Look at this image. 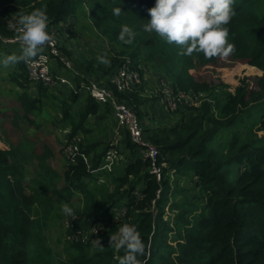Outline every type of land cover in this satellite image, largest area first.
<instances>
[{
    "label": "trees",
    "instance_id": "trees-1",
    "mask_svg": "<svg viewBox=\"0 0 264 264\" xmlns=\"http://www.w3.org/2000/svg\"><path fill=\"white\" fill-rule=\"evenodd\" d=\"M116 6L123 11L119 16L112 13ZM154 6L155 0H0V35L4 38L14 37L6 19L38 8L47 11L48 27H66L70 35L65 39L67 45L76 35L83 38L89 24L92 33L107 38L111 49L97 46L96 53L84 62L69 55L76 70L88 78L97 77L109 85L111 74L130 58L158 71L176 92L206 94L199 106H179L169 113L161 109L159 120L165 126L154 124V119L159 121L155 117L144 119L143 107L150 101L146 96H156L147 83L118 94L137 112L146 138L158 148V165L165 163V167L158 181L151 160L143 157L129 132L121 129L117 154L125 161L108 173L112 191L91 172L102 167L110 151L106 128L100 146L87 138L91 129L86 127L90 117L106 121L111 116L114 121L109 106L83 94L70 93L62 99V123L69 122L72 135L83 131L85 139L81 152L69 159L59 175L64 185L49 192L46 187L38 189L41 165L30 161L38 158L37 142L27 135L17 146L7 147L9 127L0 125V264H119L124 249L110 245V236L119 229L112 223L117 207L126 208L127 219L137 225L144 241L140 264H264V140L259 134L264 132V0H234L236 15L227 25L235 58L260 73L258 90L250 89L246 76L233 92L221 97L215 91L228 86L196 81L191 73L198 65L216 63L219 56L208 57L195 50L185 54L182 46L145 31L148 10ZM123 24L137 32L130 44L118 39ZM0 47L6 55L21 51L9 49V43L1 41ZM105 54L108 64L98 59ZM54 62L58 68L61 61L55 58ZM16 64L10 77L16 86L10 91L0 85V104L3 94L13 97L14 108L8 109H13L14 126L18 127L19 120L42 125L34 115L42 113V99L56 96L43 88L42 82L35 96L30 94L26 64L24 60ZM74 103L75 113L71 109ZM106 125L109 129L113 122ZM48 151L45 145L42 156ZM82 155L89 158L90 165ZM28 171L35 179L28 178ZM77 194L83 195L85 204L77 209L78 220L72 230L88 233L98 225L99 232L94 235L90 230L88 242L65 243L56 251L44 240L51 226L56 227L55 218H62V204L71 205ZM166 208L170 210L167 218ZM97 238L104 248L93 245Z\"/></svg>",
    "mask_w": 264,
    "mask_h": 264
},
{
    "label": "rangeland",
    "instance_id": "rangeland-1",
    "mask_svg": "<svg viewBox=\"0 0 264 264\" xmlns=\"http://www.w3.org/2000/svg\"><path fill=\"white\" fill-rule=\"evenodd\" d=\"M89 9V8H88ZM18 16L12 15L10 18L6 19L5 23L9 30L14 32V37L8 38L10 36H7L5 38L0 37V41L4 44L9 43V49H12L15 51L17 49H21V43L17 39L18 36ZM60 25V23H59ZM90 25V24H89ZM89 25L86 29H84L83 33H89L86 35L81 34V36L84 38H81L80 36H74L72 40H70V44H68V41L65 39H70L69 32L66 33L65 26L60 28H52L48 27V31L52 35V41L51 43L45 44L43 47V50L40 54H38L36 57L29 58L28 60H24V63L26 64V67L28 69V78L30 81L29 91L30 94L35 96V92H37V86L40 82L34 81L31 79V73L34 71V69L39 64H45V66L50 71L51 75H53L56 72H59V77L66 78L70 71L67 72L65 70L66 66H71L76 69L75 63H73L72 59L69 58L70 53H72V57L75 59V61L84 62V60H87L88 58L92 57V53H96L97 46L104 47L106 50L111 49L109 45H107V38H105L100 32L98 34L92 33V30L89 28ZM78 31H80V27L78 26ZM98 42V44L96 43ZM50 45H54V47H50ZM95 47V49H94ZM0 47V59H3L6 55V52L1 50ZM64 49L69 51L67 53L64 52ZM94 49V50H93ZM56 54V55H54ZM57 59L60 62L59 67L55 68V62L54 59ZM64 62H63V61ZM13 65H15V69L17 64L12 63L8 65L0 64V78L3 80H0V85L3 87V89L12 91L15 88V83L10 80V77L13 75L15 70L13 68ZM146 67V70L144 71V75L147 80L150 81H157V80H164L166 79L156 70ZM67 69V68H66ZM46 71V69H44ZM191 73L194 75L196 81L199 82H205V81H212L213 83L220 84L224 83V85L228 86V89L225 88H219L215 91L216 95H225L227 92H233L234 89L239 86L240 79H243L249 77L250 81V89L252 90H258L257 87V79L259 76V72L252 69L250 66L247 65L245 61H239L235 58L233 52L230 53L227 57H219L216 63L206 64V65H198L195 69L191 71ZM98 83H100L102 86H105L108 89H112V85L105 84L102 82H99V79L97 77H93ZM70 84L65 83H59L55 87L48 88L43 87L49 92H51L53 95L56 96V98L53 99H42V106L40 107L42 113H38L36 117L38 121L42 124H27V122L19 120L18 127L14 126L12 121V116L14 112H12L11 109L8 108H14L13 104V97L8 94H3L1 97L2 104H0V109L2 106H4L5 110L0 114V124L7 125L8 133L6 138L12 139V145L17 146L21 140L24 139L25 136H30L31 139L35 140L37 142V154L38 158H30V161L35 160V162L40 163L41 165V173L38 177H36V183L39 190H44L46 187V191H51L54 189H59L61 186L64 185V179L59 178V175L61 174V171L63 172V169L65 165L69 164V156L66 154L67 150V143L69 139L73 138L76 135H72V127L69 125V122L62 123V111L60 109V103L62 99L69 98V94H76L79 96H82L81 93V85L78 81H76V78L73 80L68 79ZM167 82V81H166ZM150 86L149 82H147ZM168 83V82H167ZM165 84V83H164ZM59 89L63 90V94H59ZM149 90L153 91V88L150 86L148 87ZM19 90V88H18ZM72 90V92H71ZM76 90V92H74ZM40 91V90H39ZM147 92V91H146ZM192 92V91H189ZM8 93V92H5ZM20 93V92H19ZM199 100H202L206 94L203 92L198 93ZM146 96V95H145ZM148 97L150 98L149 102H145V106L143 107L144 112V119L145 121H149L152 118H157V120L160 119V110L165 108L163 106V96H155V95H149L146 96V99L148 100ZM91 98V97H90ZM154 98V100H153ZM157 100V101H156ZM19 106V104H18ZM199 106V104H198ZM77 106L72 104V112L75 113V108ZM7 109V110H6ZM39 110V109H38ZM169 113L168 111H166ZM4 113V114H3ZM105 119V118H104ZM104 119H97L96 117H90V119L87 121V129H91V131L87 134V138L92 140L93 142H96L102 145V139H103V131L102 128L99 127L100 124L103 126H107L106 124L110 125L113 120L111 116L108 117V120ZM154 124L162 125L163 121L159 120L156 121L154 119ZM162 126H165L163 124ZM160 126V127H162ZM100 130V132H99ZM260 139L264 140V132H260ZM81 139L79 150L82 148V143L85 139V133L83 131H80L79 134H77L76 137ZM39 140V141H38ZM110 143L114 146H119V143L117 139L110 138ZM7 144V143H6ZM44 144V145H43ZM48 146V155L42 156V150H44V146ZM264 146V143L262 144ZM10 146L7 144V147ZM50 149L52 150V153L50 152ZM77 152V153H78ZM114 153H116V149L113 150ZM77 155V154H76ZM76 157V156H75ZM111 157L114 158V156H110L106 158V161H111ZM87 160L89 162V158L87 157ZM40 161V162H39ZM124 156H120L112 162L111 171H105L100 172L99 169L91 171L92 173H95V175H99V183L105 184L106 186L111 187V191L114 189L113 185H109L113 180L110 178L108 173H111L113 168L115 166L121 168L124 165ZM11 165V161L9 162ZM90 165V162L88 163ZM110 166V165H109ZM29 179L34 178L32 171H28L27 174ZM35 179V178H34ZM77 197L80 198V200L73 201V203L70 205L74 209L83 208L85 201L84 197L81 194H77ZM141 197V196H140ZM170 214V210L168 208L165 209L164 217L167 218V216ZM62 218L56 219L53 221V224H56V227L54 228L51 226V230L48 232V237L44 240V243L48 246H52L56 251H60L63 244L65 243H72L69 237V227L67 226V221L64 218V213L61 211ZM127 210L126 208L122 207L116 210L114 221L116 224H125V223H131V218L126 217ZM173 215V214H172ZM61 219V220H60ZM60 220V221H59ZM53 227V228H52ZM59 237L61 238L59 240ZM89 239H84V243L88 242ZM83 243V242H81ZM65 258V256H62Z\"/></svg>",
    "mask_w": 264,
    "mask_h": 264
},
{
    "label": "clouds",
    "instance_id": "clouds-1",
    "mask_svg": "<svg viewBox=\"0 0 264 264\" xmlns=\"http://www.w3.org/2000/svg\"><path fill=\"white\" fill-rule=\"evenodd\" d=\"M233 5L234 0H155V6L148 10L150 19L146 20L143 29L155 32L168 43L182 46L185 54L195 50L208 57H227L234 50V44L229 41L227 27L236 15ZM122 12L120 6L112 9L115 16ZM18 24L20 54H9L0 59V64L8 65L36 57L42 52L44 45L52 41L45 9L38 8L22 14ZM136 35L137 32L132 26L123 24L118 39L130 44ZM98 59L101 63H110L106 54ZM76 200L80 198L76 197ZM61 210L71 218L76 217L75 209L68 203H63ZM93 229L96 231V228ZM92 242L95 247L104 248L99 238ZM110 245L116 250L124 249V255L119 257V264H140L139 257L144 253L145 244L136 224L121 225L110 236Z\"/></svg>",
    "mask_w": 264,
    "mask_h": 264
},
{
    "label": "built area",
    "instance_id": "built-area-1",
    "mask_svg": "<svg viewBox=\"0 0 264 264\" xmlns=\"http://www.w3.org/2000/svg\"><path fill=\"white\" fill-rule=\"evenodd\" d=\"M0 37L2 36L0 35ZM50 47H54V45H50ZM65 67L70 72L66 78H63V77H59V74L57 72L51 75L50 71L45 66V64H39L34 69V71H32L31 79L37 82H42L44 86L48 88H52L59 83H65L71 85L68 79L73 80L74 78H76V81H78L79 84L81 85V93L83 95H87L92 99H94L96 102L110 107L111 113L118 123V130L125 129L129 132L130 138L132 139L133 143H135L141 148L143 157L145 159L151 160L153 167L152 172L153 174L156 175L157 180L160 181L162 177V168L165 167V163H163L162 166L158 165V157H159L158 148L146 138V135L144 133V128L142 126V122L140 121L137 112L131 106H129L125 101H123L118 94L130 92L134 89H139L142 86H144V84L149 82L156 96L164 97L163 106L165 110L168 112H172L176 110L179 106H187V107L198 106V104L201 103V101L199 100L200 95L193 91L176 92L170 86V84L164 80L152 81L150 83V81L147 80L145 75L142 73V70L146 68H144V66L141 63L133 62L130 58L127 59L121 66H119L118 69L109 77L110 78L109 82L113 87L111 90L106 88L105 86H102L94 78H88L80 74L75 68L66 65ZM44 69H46V71ZM150 86L147 83V88ZM74 91L76 92V90ZM74 137L69 139L67 143L66 154L69 156L68 158L70 160L81 152V149L78 152L81 139ZM114 149H116V153L113 152ZM117 155H118L117 146L111 144L110 151L108 152L106 158L110 156H114V158L111 157V161H106L105 158V163L102 165L101 168H99V171L100 172L111 171L112 162L117 158ZM82 156H84L83 159L86 161V163H89L87 157L85 155ZM139 193L140 192L138 191L136 192L138 196ZM119 208L122 207H117L115 209V213L116 210ZM75 211H76V217L74 218H71L64 214V218L67 221V226L70 229L69 231L70 240L73 242V241H80V239H82L81 242L82 241L84 242V239L85 240L89 239L88 233L90 230L92 233H94V235H97L99 232L98 225L93 227L96 228V231L95 229L92 228L88 231V233L72 230L75 227V223L78 220L77 209H75ZM114 218H115V214L113 216L112 223L120 227L121 224H116Z\"/></svg>",
    "mask_w": 264,
    "mask_h": 264
},
{
    "label": "crops",
    "instance_id": "crops-1",
    "mask_svg": "<svg viewBox=\"0 0 264 264\" xmlns=\"http://www.w3.org/2000/svg\"><path fill=\"white\" fill-rule=\"evenodd\" d=\"M0 125L2 126V124H0ZM102 126H103L102 124L99 125V127L102 128V131H103ZM0 128H2V127H0ZM104 129H105L104 134L106 135V137L109 136L108 140H110V138H113V139H117L118 143H120L122 136L120 135L119 131L121 129L118 130V123H117L116 119H114V121H113V127L110 126L109 129H107V126H104ZM111 131H112V133H111ZM99 132H100V130H99ZM6 143L11 146L12 145V139L6 138ZM10 146H8V147H10Z\"/></svg>",
    "mask_w": 264,
    "mask_h": 264
}]
</instances>
